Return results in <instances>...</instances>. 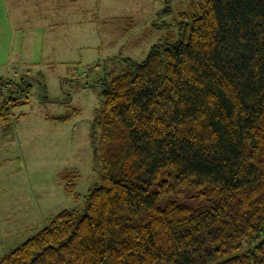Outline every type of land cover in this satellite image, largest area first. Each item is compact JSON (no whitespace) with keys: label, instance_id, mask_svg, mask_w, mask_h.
Here are the masks:
<instances>
[{"label":"trees","instance_id":"16d2710c","mask_svg":"<svg viewBox=\"0 0 264 264\" xmlns=\"http://www.w3.org/2000/svg\"><path fill=\"white\" fill-rule=\"evenodd\" d=\"M183 19L181 39L102 84L83 211L0 264H264V0H200L153 25Z\"/></svg>","mask_w":264,"mask_h":264},{"label":"rangeland","instance_id":"374dc122","mask_svg":"<svg viewBox=\"0 0 264 264\" xmlns=\"http://www.w3.org/2000/svg\"><path fill=\"white\" fill-rule=\"evenodd\" d=\"M49 1L0 0V103L18 99L0 118V258L62 211H83L98 183L102 84L130 68L123 58L142 62L156 42L181 39L186 19L153 24L191 18L200 2L73 0L61 23Z\"/></svg>","mask_w":264,"mask_h":264},{"label":"crops","instance_id":"0c3cea01","mask_svg":"<svg viewBox=\"0 0 264 264\" xmlns=\"http://www.w3.org/2000/svg\"><path fill=\"white\" fill-rule=\"evenodd\" d=\"M72 1L73 0H50L47 3V8L49 7L50 9H57V8L59 9V14L54 17V22L57 19H59L60 22L62 23V21H63V18L62 17L63 16L60 15V14H62V9L64 11H67L71 7L73 8ZM74 1H75V7L74 8L80 9V4H81V7H82V0H81V2H80V0H74ZM34 7H37V8L39 7V4L36 3V1H34ZM85 7L88 8V3L85 5ZM92 8H93V6H92Z\"/></svg>","mask_w":264,"mask_h":264}]
</instances>
